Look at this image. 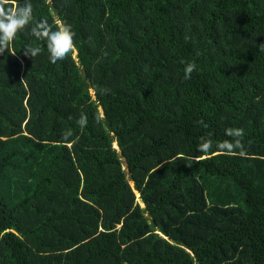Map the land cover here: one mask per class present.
<instances>
[{
	"label": "trees",
	"instance_id": "16d2710c",
	"mask_svg": "<svg viewBox=\"0 0 264 264\" xmlns=\"http://www.w3.org/2000/svg\"><path fill=\"white\" fill-rule=\"evenodd\" d=\"M30 2L74 47L0 54V264H264V0Z\"/></svg>",
	"mask_w": 264,
	"mask_h": 264
},
{
	"label": "clouds",
	"instance_id": "9594fccd",
	"mask_svg": "<svg viewBox=\"0 0 264 264\" xmlns=\"http://www.w3.org/2000/svg\"><path fill=\"white\" fill-rule=\"evenodd\" d=\"M31 25V34L38 41L47 42L48 58L51 63L65 59L74 47V32L70 24L58 21L55 30L45 20L35 22L33 7L30 0H24L21 6L17 0H0V54L8 51L9 45L14 41L17 34ZM260 50L264 51V43L259 44ZM41 53V47L28 45L24 47V55L31 59ZM12 55H15L13 53ZM185 63L184 79H190L192 72L196 69L194 62ZM78 123L86 125L87 117L81 114ZM225 134L232 137V140H225L219 144L221 151L232 153L237 148H243V129L226 128ZM213 148L210 138L201 137L197 152L207 154ZM200 157L193 156V159ZM132 182V181H131ZM133 183V182H132ZM136 196H137V191Z\"/></svg>",
	"mask_w": 264,
	"mask_h": 264
},
{
	"label": "rangeland",
	"instance_id": "374dc122",
	"mask_svg": "<svg viewBox=\"0 0 264 264\" xmlns=\"http://www.w3.org/2000/svg\"><path fill=\"white\" fill-rule=\"evenodd\" d=\"M76 52H74V54H75ZM123 168L127 171V175H128V168H127V165L125 164V162L123 163ZM131 183V185L133 186V183L132 182H130ZM135 190V189H134ZM135 191H137V190H135ZM138 192V191H137ZM136 200L140 203V205H141V207H144V205H143V203H142V201H141V198H140V196H139V193H138V196H136Z\"/></svg>",
	"mask_w": 264,
	"mask_h": 264
}]
</instances>
